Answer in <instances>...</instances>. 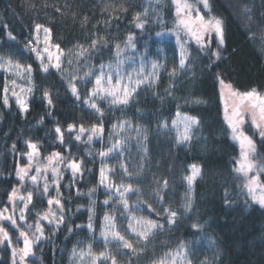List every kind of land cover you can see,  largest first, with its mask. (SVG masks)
<instances>
[{
    "label": "trees",
    "instance_id": "obj_1",
    "mask_svg": "<svg viewBox=\"0 0 264 264\" xmlns=\"http://www.w3.org/2000/svg\"><path fill=\"white\" fill-rule=\"evenodd\" d=\"M209 3L211 12L207 15L222 18L224 24L222 58L215 60L211 56L217 46L216 39L207 52L200 51L190 41L186 45L189 66L181 69L180 48L171 51L170 40L160 41L157 36L172 28L175 12L171 0L159 3L157 0H0V61L11 59L32 68L28 74L32 90L24 101L26 112L8 94V105H4V82L9 78L0 72V210L7 206L9 194L19 185L15 176L17 168L29 164L27 153L32 149L28 148V141L37 145L39 153L32 163L38 159L43 165L45 159L57 152L64 158L60 163L53 158L46 178L35 184L26 181L18 191V197L33 193L25 213L26 226L34 224L37 213L48 209L49 198L61 199L65 217L58 228L55 222L42 221L44 236L32 248L38 260L28 259L23 264H75L81 250L89 245L98 246L105 215L117 214L120 207L117 189L131 185L129 201L150 218L159 206L157 187L165 180L166 205L182 212L185 197L190 195L194 207L191 213H182L171 228L161 222L164 228L151 240L150 259L163 256L183 243L191 264H264V208L241 198L245 193L242 177L234 171L239 147L232 141L224 120V105L216 80L219 73L241 93L252 89L264 93V0H209ZM137 13L146 22L142 29L135 26ZM37 24L43 26L41 29L49 28L50 42L63 50L60 62L63 72L49 69L44 73L37 56L30 51L26 39ZM129 36L135 48L120 49L119 59L125 61L138 56L146 64L155 62L158 78L142 84L127 106H110V100L97 99L104 112L101 120L99 114L83 104L93 88V83L84 82V73L102 63H114L116 45L125 46ZM92 39L98 40L95 48L91 47ZM77 45L87 49L84 54L87 59L77 60ZM158 46L166 55L159 53ZM69 58L73 60L71 65ZM72 75L79 77L72 81L78 88L79 101L71 94ZM91 79L94 81V77ZM45 91L51 94V107L44 99ZM177 112L200 120L192 139L185 144L177 143L176 132L172 130ZM165 121L167 130L161 127ZM120 122L127 123L122 129H114L113 125ZM69 124L76 125V131L68 133ZM100 124L103 132L90 143L87 139L90 132H85L79 141L75 139L80 125L90 129ZM57 126L63 131V144L55 132ZM117 140L125 149L117 152L118 145L104 160L99 153L107 152ZM257 148V159L264 165V140L257 141ZM69 160L82 161L81 172L75 177L67 167ZM192 165L200 173L189 194L185 177L192 174ZM101 169L110 172L105 175L107 183L100 182ZM45 179L49 186L46 195L42 194ZM55 180L60 185L59 197ZM149 203L154 210H149ZM51 207L57 211L54 205ZM89 208L93 210L92 229L87 227ZM193 224L199 227L194 229ZM11 239L10 247L4 243L0 248V264H13L12 249L23 244L17 242L14 233ZM40 246H46V250L43 252Z\"/></svg>",
    "mask_w": 264,
    "mask_h": 264
},
{
    "label": "snow or ice",
    "instance_id": "obj_2",
    "mask_svg": "<svg viewBox=\"0 0 264 264\" xmlns=\"http://www.w3.org/2000/svg\"><path fill=\"white\" fill-rule=\"evenodd\" d=\"M160 0H157L159 3ZM172 4L175 5V14H176V24L175 28L171 30L168 35H175L176 44L180 47V60H179V67L184 69L188 67L187 61L190 60L189 53L187 51L186 45L189 44L190 41H195L196 45L198 46L200 51L207 52L212 45L213 36L217 41V46L214 51H211V56L215 58V60H219L222 58L221 50L224 46V24L222 18L215 17V16H206V14H202L201 5L203 9L207 10V12H211V6L209 0H192L190 3L189 0H171ZM59 11V9H57ZM127 12V9H124ZM249 11L245 9V12ZM140 13H137L135 16L137 28H144L145 21L140 20ZM144 15H147V10H145ZM87 18H85V22ZM107 23V21H106ZM36 30L39 31L43 26L37 24ZM44 33L47 35L50 33L49 28H43ZM180 33H184L182 37ZM165 33H157V36H163ZM10 38L11 34H9ZM100 39H103L102 37ZM132 37L129 36L128 42L129 45L135 48L134 44H131ZM48 41L45 40V44L47 45ZM98 46V40L92 39L91 47L95 48ZM79 51L77 53V60L80 57H85L84 54L87 52V49L83 47V45L76 46ZM55 48L60 52V55L55 56L56 63H52L54 54L49 51L48 47L44 48V52L47 53V63L44 62V57L40 55L36 48H31L30 51L35 52L37 54V59L40 61V68L44 73H48L50 67L54 68L57 72H63L64 69L61 66L60 58L64 55L62 49L57 44ZM116 56L117 59L114 63H109L107 65L100 64L98 68L90 69L89 71L84 73L83 79L85 83H93V88L87 93V96L83 99V104L87 105L89 108L94 110L95 113L99 114V118L102 120L104 112L100 106L96 103V100H109L110 98V106L112 105H123L127 106L132 98H134V94L137 93V89L145 83H151V80L156 77V72L153 71L145 75L144 73V61H140L139 68H133L132 71H125L123 68L124 61L119 59L120 56V48L119 45H116ZM213 60L209 67L212 66V63L215 62ZM73 63V60L69 58V65ZM8 66H13L11 59L7 61ZM5 66L4 62H0V68ZM17 69H20L22 66L18 63L14 65ZM158 67V64L153 62L152 69L155 70ZM32 68L29 65L24 72L31 74ZM173 75L175 74V69L173 70ZM94 77V81L93 78ZM78 75H72L69 78L70 90L73 97L76 100H81L79 95V91L75 83L72 81L76 80ZM216 80L220 86V98L221 100H225V90H227L228 100L225 101L224 107V120L228 125L230 130V135L232 140L239 143L241 149V159L238 160L237 167L234 168V171L238 174H241L245 180V183L242 185L243 190L246 191L247 195L251 197V199L260 204L264 207V182H261L260 175L264 173V165H260L256 163L252 157L256 153V145L255 141L251 136H249L245 129L244 125L246 123V118H251V124L258 132L259 136L262 140H264V96L259 95L256 89H252L251 91L247 92H239L238 90L233 89L231 83L226 82L223 78H221L220 74H216ZM12 84L15 86L16 81L13 80ZM32 89L29 88L28 91L30 92ZM5 96H4V105H8V88H4ZM171 95V92L168 93ZM13 96L16 97V103L19 105L20 109L23 112L27 111V105L25 102L20 98L19 95L16 94L15 91L12 93ZM44 99L47 101L49 107L52 106L53 101L49 91L44 92ZM228 101H231L229 103ZM231 109V110H229ZM178 119L172 121V130L176 132V140L178 144H185L190 142L192 139V132L194 128L200 125V120L197 117H192L188 115L181 116L179 112H177ZM42 123V120L40 121ZM127 122H120L119 125H113V128H123ZM161 127L165 130L168 129V124L165 121ZM182 129V130H181ZM68 133H72L76 131V125L69 124L67 126ZM139 132L140 130L137 129ZM55 132L61 144L64 143L63 139V131L60 126L55 128ZM85 132H90L91 134L88 135L87 139L90 143L93 140V137L98 133L103 132V124L100 125H93L90 129H85L83 125L79 126L78 134L75 136L77 141L81 140L82 135ZM144 139H147L145 136ZM120 144V141L117 140L116 144L109 148L107 152L101 151L99 155L101 157H106L109 152L113 151ZM28 148L32 149L31 152L27 153L28 161H29V168L32 165L33 157L38 155V148L35 143L31 141L27 142ZM15 148V145H13ZM147 150L145 149V152ZM53 158H57V162L60 163L64 160L59 152L53 153L47 159L49 162L53 160ZM81 162H76L75 160H69L67 162V167L71 169L73 176L75 177L77 173L81 172ZM192 174L185 177L187 184H188V193L192 192V184L197 175L200 173V169L197 168L196 165H192ZM36 175H31L30 179L35 184L38 178V175L41 174V167L36 166L34 168ZM126 171V169H125ZM255 171V175H249L250 173ZM52 175L55 177L57 175L56 169L53 168ZM29 176V170L27 168H20L17 169V178L19 181L23 182L25 177ZM105 179L104 170L101 169V183ZM56 186L57 196H61L59 191L60 185L58 180L54 181ZM168 187L167 181L163 182L162 188L157 190L156 198L160 201L161 205L164 203V196L160 194L161 191H165ZM119 192V198L123 203V207L125 209L129 208L128 200L125 198V193L132 192V186L129 185L124 188L123 191L117 189ZM49 192L48 182L45 179V183L43 186L42 194L46 195ZM142 195V193H139ZM9 202L13 203V212L12 214L5 215L9 211L7 207L3 210H0V221H5L10 224V226L19 232L18 243H23V248L20 249V261L23 264L25 257L32 254V248L34 243H38L41 237L44 236V225L41 223L42 221H47L48 224H53L55 222L56 227L58 228L60 224L64 222V204L62 203L61 199L56 198H49L47 200V204L49 205L48 209L43 213H37V220L34 224H27L25 227L23 224H18L17 218L15 217V206L14 202L16 199H19L21 202H24L23 208L20 209V215L18 217L19 221L26 223V210L28 209V205L33 200V193L29 192L27 197L19 196L17 197L16 189L9 194ZM26 201V202H25ZM105 204H108V201H104ZM55 205L57 208V212L52 211V207ZM193 200L190 195H186L182 212L177 211L171 207H165L163 212L166 217V222L168 225L172 226L175 225L177 222L178 217L182 213H191L193 210ZM149 210L152 209V205L148 204ZM79 210V209H78ZM92 209L89 208V224L88 228L92 229ZM58 213V214H57ZM159 215V213H158ZM104 220L107 223L106 228L102 230L101 235L104 237L105 243H111L113 241H118V247H122L124 249L130 250L132 256H135L137 260L141 255H147L148 253V245L152 238L156 235L158 231L163 230V225L160 224L158 221H155L151 218L144 219L143 217L137 218L135 215H131L130 222L128 224V229L135 235L136 243L134 244L131 240L126 238L124 235H121L119 231H114L115 225L112 221L110 216L105 215ZM79 227V226H77ZM192 227L197 229L199 225L193 224ZM35 229L32 232V236H29V230ZM72 229H69L71 232ZM111 237V239H109ZM143 243L141 247L140 244ZM0 243H6V246L12 245V239L9 235V232L5 230V227L0 226ZM88 254H91V246H88ZM124 254V253H121ZM17 255V249H12V257H13V264H16L15 257ZM85 253L81 250L80 258L82 259ZM73 256H76V250H73ZM99 256L105 257L106 259H111L112 264H117L116 256L114 254H108L107 252L99 253ZM94 264V262H93ZM129 264H133L132 258L130 256ZM150 264H191V259L187 255V249L185 248L184 244L182 243L175 252L169 251L165 254L164 257L158 260H152ZM206 264V262H205Z\"/></svg>",
    "mask_w": 264,
    "mask_h": 264
},
{
    "label": "rangeland",
    "instance_id": "obj_3",
    "mask_svg": "<svg viewBox=\"0 0 264 264\" xmlns=\"http://www.w3.org/2000/svg\"><path fill=\"white\" fill-rule=\"evenodd\" d=\"M189 2L191 3L192 0H189ZM173 6H174V12H175V5L173 4ZM201 11H202V14H206V16H210V15H207V10L203 9L202 5H201ZM175 24H176V14H174V18L172 20V28L169 29V30H167V31H165V35L160 36V39H159L160 41H162L164 39H169L170 40L169 43L171 44V51H173V52L176 51V49H173L174 47L177 48V50L180 48L179 45L176 44L175 35H168V33L175 28ZM180 35L183 37L184 36V33H180ZM46 39L48 41L47 45L45 44V40ZM213 39H215V36H213ZM26 40H27V43H28V46L30 47V49L31 48H36L38 50V52L40 53V55L42 57H44V62L45 63L48 62L47 61V53L44 52V48L45 47H48L49 51H51L54 54V58H53L52 63L54 64V63L57 62L55 60V56L56 55H60V52L55 48V44H52L50 42V39L48 38V35L46 37V34L44 33L43 29H40L39 31H37L36 28H35L34 31H31L28 34V37H27ZM193 42H195V41L193 40ZM129 46L130 45H129V42H128L125 46L120 47V49L122 50L124 48H128ZM156 49H159L158 51H159V53L161 55H166L163 50H160L159 46ZM33 54H35L37 56V54L35 52H33ZM61 58H62V56H61ZM61 58H60V62H61ZM139 58L140 57L136 56V57H131L128 60H125L124 61V65H123L124 70L125 71H132L133 68H137L138 69L139 68V65H140V61L142 59V58L141 59H139ZM0 62H2V61H0ZM39 63H40V61H39ZM4 64H5V66L3 68H0V72L1 73H4L3 75L5 77H8L9 78L8 81H5L4 82L5 83V87L8 88V92H7L8 96L11 97L14 101H16V97L12 95L13 91H15L16 94L19 95L20 98L23 101H25L29 97V93L30 92L28 91V89L32 87L31 84H30V78L28 76V73L24 72V69H26V68L22 66L20 69H17L16 67H14V65H16L17 63H14V62H12V65L13 66H11V67L8 66L7 61H4ZM50 69L56 71L54 68H51L50 67ZM155 70L152 69V63H150L148 61V64H146L144 62V73H145V75H147L148 73H151V72H153ZM13 80L16 81L15 86L12 84V81ZM219 88H220V86H219ZM259 95L264 96V93H259ZM109 100H110V98H109ZM227 100H228V94H227V90H225V100H223L224 107H225V101H227ZM228 102L231 103V101H228ZM229 110H231V109H229ZM181 116H183V115H181ZM177 119H178V117H177ZM244 129H245L246 133L249 136H251L253 138V140L255 141L256 153L252 157V159H254L256 161V163H258L260 165H263L257 159V156L259 157V152H258V148H257V141L260 140L261 137L259 136L258 132L255 130V128L252 126V124H251V118L250 117H247L246 118V123L244 125ZM96 137H98V134L96 135ZM137 141L138 140L135 138L134 139V142L136 143ZM232 141L239 147V155L235 159V167H237V163L236 162L241 159V149H240V146H239V143L238 142H236L234 140H232ZM134 147H135V149H137L138 146H134ZM130 148H126L127 151H130ZM122 149H125V145H119L118 148L116 149V151L119 152ZM110 154L111 153H109L106 157H102V158L104 160L105 159H108V157L110 156ZM142 163L143 162H141L140 164H142ZM36 166L41 167V170H42L41 171V174L38 175V178H37V181H36V183H37L38 181H40L41 178H46L47 177V174L50 172V168L52 166V161L49 162L48 159H45V161L43 162V165H40L39 160L37 159V161L35 160L32 163V165H31L30 168H29V164H27V165H25L23 167H20L19 166L20 168H27L29 170V176L25 177V180L23 182H21L17 178V171H16L15 176H16L18 182H19V185L17 187H15L17 197H18V191L20 189V186L24 182L29 181L30 183H32V181L30 179V176L31 175H36V173L34 171V168ZM108 173H110V172L108 171V169H106L104 171V176L105 175L107 176ZM255 174L256 173L254 171V172L250 173L249 175H255ZM240 176L242 177L241 174H240ZM106 180L107 179L105 178L103 180V182L104 183H107ZM260 180H261V182H264V173H262L260 175ZM100 182H101V175H100ZM163 182L164 181H162L161 184L157 187L158 189L162 188ZM242 183L243 184L245 183V180H244L243 177H242ZM123 190H124V188L123 187L122 188L120 187V191H123ZM166 190L165 191H161L160 194L164 196V193L166 192ZM115 195H116V193H115ZM117 195H118V200L117 201L120 204V207H118V210H117V214L108 215V216H110L112 218V221H113V223L115 225V228L113 230L114 231H119L121 233V235H124L126 238H128L129 240H131L135 244L136 243V237L128 229V224L130 222V217H131V215H135L138 219L141 218V217H144V219H149V215L148 214H145V213H141L140 211H137L139 209L137 207V205L134 204V202L131 203L129 201V198L132 195V192L125 193V198L128 200V204H129V208L128 209H125L123 207V203H122V201L119 198V192L117 193ZM241 198L243 199L244 202H250V203H253V204L258 205L261 208H264L260 204L254 202L251 199V197H249L247 195L246 191L242 195ZM158 203H159L158 204L159 206L157 207V209H155V211L153 212L152 217H150V218L153 219V220H155V221H158L160 224H161V222L164 223L165 224L164 226L167 227V228L173 227L174 225L170 226L166 222V217H165V214L163 212V209L165 207H171V208H173V209H175L177 211H178V209L174 208L173 205H169V204L166 205L165 204V199H164L163 205H161L160 201ZM14 206H15V217L17 218L18 224H23L25 227H27L25 225V222L19 221V219H18V217L20 215V209L23 208L24 202H21L19 199H16L15 202H14ZM6 207L9 209V211L7 213H5V215L12 214V212H13V203L9 202V199L7 200V206ZM53 212H57V211L54 210ZM158 213H159V215H158ZM157 216L160 217V218H155ZM161 220H163V221H161ZM43 222L46 223V224H48L47 221H43ZM107 223L108 222L105 221L102 230H104L106 228ZM0 226L5 227V230L9 232V235L10 236L12 235V233H14V234H16L17 239H21V241H22V238H19V232L17 230H14L10 226V224L8 222L0 221ZM164 226H163V228H164ZM33 231H35L34 228L31 229V230H29V235L32 236V232ZM100 239L101 240H100V242H98V244H97L98 246L97 247H94V248L91 247V254L90 255L88 254V249L86 248V250L83 251L85 253V255L83 256V258L82 259L77 258L75 264H93V262H94V264H112L111 259H106L105 257L99 256V253H101V252H107L110 255L111 254H114L116 256L117 264H129L130 256L132 258L133 264H150V262L152 260H158V259L164 257L165 254H166L165 253L163 256H159L156 259H150L151 246H153V244L150 241V243L148 245V253H147V255H141L139 257V259L137 260V258L135 256H132L130 250L124 249L122 247H118V245H119V242L118 241H113L111 243H107L106 244L105 243V240H104V237L102 235H101ZM109 239H111V237H109ZM3 244L4 243H0V248L2 247ZM140 246L141 247L143 246V243L142 242H141ZM22 248H23V244H22V246L19 247V249H17V255L15 257V261L17 263L20 261V255H21V253H20L19 250L22 249ZM39 249H42L43 252H44L46 250V246H40ZM39 249H38V251H39ZM177 249L172 250V252H175ZM80 253H81V251L79 252V254H78L77 257H80ZM121 253H124V254H121ZM28 259H31V260L33 259L34 262H36V260H38V257L36 255V253H34L33 249H32V254H30L29 256L25 257L24 261L25 260H28Z\"/></svg>",
    "mask_w": 264,
    "mask_h": 264
}]
</instances>
